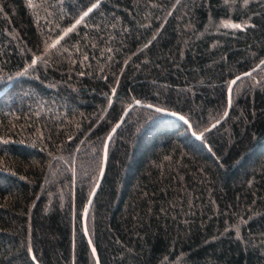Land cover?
Returning <instances> with one entry per match:
<instances>
[{
  "label": "trees",
  "instance_id": "1",
  "mask_svg": "<svg viewBox=\"0 0 264 264\" xmlns=\"http://www.w3.org/2000/svg\"><path fill=\"white\" fill-rule=\"evenodd\" d=\"M263 59L264 0H0V264H96L135 101L101 264H264Z\"/></svg>",
  "mask_w": 264,
  "mask_h": 264
},
{
  "label": "water",
  "instance_id": "2",
  "mask_svg": "<svg viewBox=\"0 0 264 264\" xmlns=\"http://www.w3.org/2000/svg\"><path fill=\"white\" fill-rule=\"evenodd\" d=\"M264 63V59L253 69L247 71V72H244L238 76H236L235 78H233L230 82V85H229V88H228V107H227V110L224 114V116L222 118H220L219 120H217L216 122H214L213 124H211V126H209L207 128V131H210L212 129H214L216 126H218L219 124H221L229 115L230 111H231V107H232V91H233V88L235 86V84L243 77L245 76H248V75H251L252 73H254L262 64ZM239 77V79H237ZM233 81H235V83H233ZM139 105H144L143 103H141L140 101H135L133 102L132 104H130L123 112L121 118L119 119V121L113 126V128L111 129V131L109 132L107 138H106V141H105V144H104V148H103V160H102V167H101V171H100V175H99V178L97 180V183L90 195V198H89V201L87 203V206L83 212V216H82V220H83V227H84V233L88 239V242H89V245H90V248L92 250V253L95 257V260H96V264H101L100 262V257L98 255V252H97V249L90 237V234H89V231H88V216H89V213H90V210L92 208V205L94 203V200H95V197L99 191V188L101 186V183L104 179V175H105V172H106V168H107V162H108V152H109V147H110V144H111V141L114 137V135L116 134V132L119 130V128L121 127V125L123 124V122L125 121L126 119V116L128 115V113L131 111V109L135 106H139ZM145 106H148L152 109H155L157 111H160L164 114H168L170 116H174V117H177V118H180L182 120H184L190 127L191 129V132L193 134V136L197 139H200L203 135V133L201 134H196L194 131H193V128L191 126V124L189 123V121L183 117L181 114L179 113H176V112H173V111H168V110H164V109H161V108H158L156 106H153V105H148V104H145Z\"/></svg>",
  "mask_w": 264,
  "mask_h": 264
},
{
  "label": "snow or ice",
  "instance_id": "3",
  "mask_svg": "<svg viewBox=\"0 0 264 264\" xmlns=\"http://www.w3.org/2000/svg\"><path fill=\"white\" fill-rule=\"evenodd\" d=\"M96 7V5H93V8H95ZM90 11H92V8H90L89 10H88V12H90ZM88 12H85L84 14H83V16H87L88 15ZM83 16L81 17V20H83ZM81 21L80 20H78L77 21V24H79ZM226 27H234V28H239V27H241L240 25H235V24H232V25H225ZM73 27H75V25L73 26ZM69 31H72V29H69ZM237 79H239V77L237 78ZM233 83H235V81H233Z\"/></svg>",
  "mask_w": 264,
  "mask_h": 264
}]
</instances>
